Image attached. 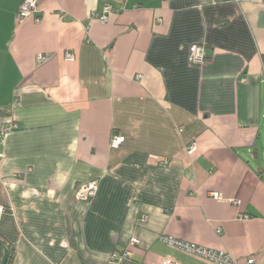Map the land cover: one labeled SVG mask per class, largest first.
Listing matches in <instances>:
<instances>
[{
  "label": "crops",
  "instance_id": "1",
  "mask_svg": "<svg viewBox=\"0 0 264 264\" xmlns=\"http://www.w3.org/2000/svg\"><path fill=\"white\" fill-rule=\"evenodd\" d=\"M23 1L0 0V263L216 264L171 235L264 264V0Z\"/></svg>",
  "mask_w": 264,
  "mask_h": 264
},
{
  "label": "built area",
  "instance_id": "2",
  "mask_svg": "<svg viewBox=\"0 0 264 264\" xmlns=\"http://www.w3.org/2000/svg\"><path fill=\"white\" fill-rule=\"evenodd\" d=\"M37 6V0H24L18 10V17L20 19H24L28 16H30L33 11L36 9ZM112 12V6L111 5H105L103 8V11L101 14L98 15V18L101 22L106 23L109 21L110 13ZM66 58L68 60H73L72 54H67ZM207 58V52L206 48L204 46L194 44L190 48V60L194 64H203ZM41 60H45V57H42ZM243 81H246V78H242ZM18 128L17 123H8L6 125H3L0 127V142H3L5 137L8 135V133L12 130H15ZM126 137L121 133H115L113 134L111 138V147L112 148H119L124 142ZM193 148L189 150V153H193ZM1 157V152H0ZM164 165H168V163L165 161L163 162ZM98 190V184L96 181H92L89 183L81 184L76 190L75 197L83 202H90L95 197ZM212 195L220 199L221 195L220 193H212ZM6 207L2 204H0V220L2 219L4 213L6 212ZM162 242L167 243L171 246L177 247L181 250H184L189 253H193L196 255H199L201 257H205L209 259L210 261L215 262L216 264H238L237 260L228 252L223 250H215L211 249L205 246L198 245L196 243L184 241L182 239L176 238L171 235H161L159 238ZM133 244H136L139 242L137 238H134L132 240ZM130 254L129 251H124L121 254H113L112 259H122L128 257ZM248 264H255L256 258L250 257L247 260ZM162 264H177L176 261L173 259H166L163 261Z\"/></svg>",
  "mask_w": 264,
  "mask_h": 264
},
{
  "label": "trees",
  "instance_id": "3",
  "mask_svg": "<svg viewBox=\"0 0 264 264\" xmlns=\"http://www.w3.org/2000/svg\"><path fill=\"white\" fill-rule=\"evenodd\" d=\"M4 113H5V110H3V109L0 108V115H1V114H4ZM13 254H14V252L11 250V251L8 253V255H6V256L4 257V259L2 260V262H1L0 264H11V261H12V259H13Z\"/></svg>",
  "mask_w": 264,
  "mask_h": 264
},
{
  "label": "rangeland",
  "instance_id": "4",
  "mask_svg": "<svg viewBox=\"0 0 264 264\" xmlns=\"http://www.w3.org/2000/svg\"><path fill=\"white\" fill-rule=\"evenodd\" d=\"M264 155V154H263ZM263 165H264V163H263Z\"/></svg>",
  "mask_w": 264,
  "mask_h": 264
}]
</instances>
